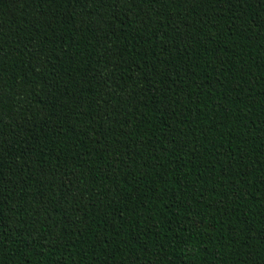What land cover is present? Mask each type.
I'll return each instance as SVG.
<instances>
[{
    "label": "trees",
    "instance_id": "1",
    "mask_svg": "<svg viewBox=\"0 0 264 264\" xmlns=\"http://www.w3.org/2000/svg\"><path fill=\"white\" fill-rule=\"evenodd\" d=\"M0 264H264V0H0Z\"/></svg>",
    "mask_w": 264,
    "mask_h": 264
}]
</instances>
